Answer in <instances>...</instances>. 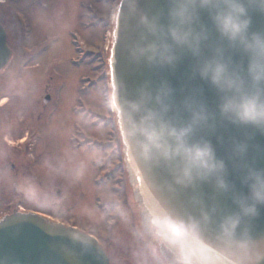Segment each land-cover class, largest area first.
<instances>
[{
  "label": "water",
  "instance_id": "water-1",
  "mask_svg": "<svg viewBox=\"0 0 264 264\" xmlns=\"http://www.w3.org/2000/svg\"><path fill=\"white\" fill-rule=\"evenodd\" d=\"M168 7L169 0H118L106 48L110 109L134 229L160 264H264V205L258 207L257 216L249 217L237 203L248 194L243 183L247 169H264V132L223 118L220 94L197 71L218 45L245 69L247 57L229 48L206 11L201 12L200 22L209 39L199 57L176 49L177 60L160 65L133 55L136 45L155 39L142 24H147L143 15L159 16L166 25ZM251 15V30L264 31V14L252 11ZM148 27L155 31L154 24ZM9 56L0 28V70ZM139 102V110L132 111L137 106L131 105ZM201 105L208 114L203 123V114L196 111ZM185 140L189 145L211 142L217 159L225 164L224 186L216 176L178 179L182 174L179 155L188 160L186 172L193 163ZM146 141L155 146L147 157ZM229 218L236 219L226 221ZM0 264L109 263L89 236L38 216L16 214L0 221Z\"/></svg>",
  "mask_w": 264,
  "mask_h": 264
},
{
  "label": "rangeland",
  "instance_id": "rangeland-1",
  "mask_svg": "<svg viewBox=\"0 0 264 264\" xmlns=\"http://www.w3.org/2000/svg\"><path fill=\"white\" fill-rule=\"evenodd\" d=\"M2 2L0 20L13 56L0 73V152L19 174L34 163L36 174L18 180L23 207L89 233L100 245L110 243V264H152L128 210L120 211L124 185L95 70L105 49V25L95 19L108 20L112 6L107 0ZM86 80L95 86L81 93Z\"/></svg>",
  "mask_w": 264,
  "mask_h": 264
},
{
  "label": "clouds",
  "instance_id": "clouds-1",
  "mask_svg": "<svg viewBox=\"0 0 264 264\" xmlns=\"http://www.w3.org/2000/svg\"><path fill=\"white\" fill-rule=\"evenodd\" d=\"M202 11L208 13L216 32L227 42L229 48L247 57V66L245 69L242 65L234 64L232 58L226 55L225 48L218 45L213 48L209 58L198 64L200 77L209 81L220 94L218 108L223 118L232 124L252 126L264 132V31L251 30V12L264 14V3L261 0H169L166 25L160 23L159 16L149 19L147 15H143L147 24H142L155 39L136 45L133 55L143 57L150 64L160 65L173 64L177 60L176 49L189 51L199 57L202 46L209 39L208 30L200 22ZM149 24L155 25V31L149 29ZM171 91L168 89L167 93ZM140 105V102L132 104L131 106H137L132 111H138ZM196 111L203 114L200 123L206 122V109L201 105ZM185 143L191 150L193 163L186 172L188 160L179 155L182 174L178 179L191 180L194 175L200 179L216 176L218 183L224 186L222 174L225 164L217 159L211 142L189 145L185 140ZM153 147L155 146L148 143L146 157ZM142 150L144 153L145 150ZM244 150L245 145H240L238 151L242 153ZM243 183L248 187V194L242 195L237 203L244 215L255 217L259 214L258 207L264 205V169L249 167ZM233 219L236 218L226 221Z\"/></svg>",
  "mask_w": 264,
  "mask_h": 264
},
{
  "label": "flooded vegetation",
  "instance_id": "flooded-vegetation-1",
  "mask_svg": "<svg viewBox=\"0 0 264 264\" xmlns=\"http://www.w3.org/2000/svg\"><path fill=\"white\" fill-rule=\"evenodd\" d=\"M2 3L3 2H1V0H0V8H1V5H3ZM0 14H1V12H0ZM0 24H1V20H0ZM1 25H4V24H1ZM99 66H100L99 69H102L104 67L103 64H100ZM45 97H46V102L44 100ZM50 102H51V95L48 94V95L44 96L42 99L43 108H45L47 106V104H49ZM37 128H38V130H35L34 133L36 134L37 137H43V134L41 132L42 130L41 131L39 130L40 129L39 126ZM32 164L34 166V163H32ZM33 166H31V168H28V169H23L22 171H24V172L19 174L20 169L18 168V166L15 165L14 163L10 162V161H6L5 157L3 156V153L0 152V218L3 216H6V215L14 214V213L35 212V213H39V214L44 215V213L42 211H38V210L32 209V208H27V207L24 208L23 207L24 204L22 203L23 202L22 199L25 198L26 195L21 190H19V187H18V185H19L18 180H20V179L23 180L26 175L28 178H30V177L34 176V174H36ZM3 171H6V172L1 177V174ZM5 177H7V181H9V183L2 182V181H5L4 180ZM37 179H38V177H37ZM122 182L124 183L123 179H122ZM128 198L129 197H128L127 190L124 188V195L121 198L122 208L120 209V211H122V209H124V207L126 208V210H128L129 216H130V223H131L132 228H133V219H132V213H130V208L128 206ZM136 237H137V235H136ZM110 245H111L110 243L106 244L105 250L108 247H110ZM145 250L151 256L152 260L154 261L152 264H159L157 259L146 248H145ZM110 259L111 258L109 257V261H110Z\"/></svg>",
  "mask_w": 264,
  "mask_h": 264
}]
</instances>
